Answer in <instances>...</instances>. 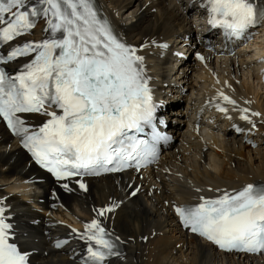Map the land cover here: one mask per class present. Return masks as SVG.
I'll return each mask as SVG.
<instances>
[{"label": "snow or ice", "instance_id": "1", "mask_svg": "<svg viewBox=\"0 0 264 264\" xmlns=\"http://www.w3.org/2000/svg\"><path fill=\"white\" fill-rule=\"evenodd\" d=\"M201 6L208 12L211 27L245 41L253 35L249 29L264 20L262 0H201ZM38 18L46 20L48 35L43 40L18 43L0 54V65L30 57L15 75L0 67V120L21 138L36 163L58 181H69L61 185L69 192L72 177L139 169L153 162L156 142L163 137L155 129L150 139L130 135L143 132L155 119L157 105L144 57L115 34L92 0H0V48L30 34ZM197 59L204 57L197 54ZM221 96L235 105L228 96ZM217 108L227 111L219 104ZM240 112V119L248 120L244 115L248 109ZM20 113L48 119L30 133ZM77 183L87 191L83 182ZM199 199L195 205H174L184 227L222 251L264 250V184H247L239 191ZM117 206L113 202L95 209V217L84 223L82 233L71 229L87 245L86 264H104L106 258L120 255L119 237L106 230L100 219ZM8 219L0 200V264H28L27 254L10 242L13 226ZM67 242L58 240L55 246Z\"/></svg>", "mask_w": 264, "mask_h": 264}, {"label": "bare ground", "instance_id": "2", "mask_svg": "<svg viewBox=\"0 0 264 264\" xmlns=\"http://www.w3.org/2000/svg\"><path fill=\"white\" fill-rule=\"evenodd\" d=\"M99 3L126 40L142 47L145 73L159 79L154 87L171 107L164 113L174 122L170 129L179 130L184 138L162 157L154 170L139 176L123 173L74 180L69 183L72 189L69 192L61 186L63 183H52L28 162L0 122V200L12 218L22 250L30 254L31 264H76L69 258L83 240L76 238L71 229L82 233L84 223L95 217V209L115 202L118 206L100 218L106 230L119 237L122 254L111 264H264V257L237 258L216 252L205 242L179 230L173 217L174 205L200 202V196L210 198L223 191H239L247 184L264 183V90L258 81L255 86V82L250 84L246 78L241 63L244 56L208 63L205 68L192 59L196 52L191 22L195 0H99ZM172 41L174 44L165 51L153 45ZM261 53L264 51L257 55ZM249 60L253 62L254 58ZM247 72L253 80L257 78L254 63ZM191 74L196 76L195 84ZM188 91L197 95L192 97L197 100L190 99L193 104L215 95L220 98L222 93L235 101V105L225 102L232 113L220 111V115L213 116L210 123L218 129H205L206 133L200 132L201 125L200 128L188 125L185 129L190 114L195 119L200 115L198 109H190L192 103L184 107ZM240 109H248L244 115L251 118V123L245 121L248 126L256 125L252 130L261 135L259 138L258 134L259 140H255L258 145L254 148L232 136L228 128L231 117L241 115ZM252 112L259 116L251 115ZM30 118L40 119L38 115ZM223 121L225 124L220 125ZM205 134L207 139L203 137ZM77 181L83 182L87 191L80 189ZM57 235L70 238L68 247L73 244L76 248L55 251L52 243Z\"/></svg>", "mask_w": 264, "mask_h": 264}, {"label": "rangeland", "instance_id": "3", "mask_svg": "<svg viewBox=\"0 0 264 264\" xmlns=\"http://www.w3.org/2000/svg\"><path fill=\"white\" fill-rule=\"evenodd\" d=\"M253 45V44H252ZM264 49V35H262V37L260 38V40L257 42V43H254V45L252 46V48H251V50H252V54L253 53H256V52H258V51H261V50H263ZM264 51V50H263ZM262 52V51H261ZM247 59H249V58H251V57H246ZM242 59H244V60H246L245 58H242ZM248 63H245V65H244V73L246 74L247 73V75L249 76V74H248ZM191 76H193L192 77V84H195V82H194V80L196 79V76H194L193 74H191ZM248 76L246 77L247 79H249V83L250 84H252V83H254V81L250 78V76H249V78H248ZM255 86H256V82H255ZM259 88V87H258ZM260 93H262V92H260ZM176 109V108H175ZM203 137H204V139H207L208 138V136L205 134V135H203Z\"/></svg>", "mask_w": 264, "mask_h": 264}]
</instances>
